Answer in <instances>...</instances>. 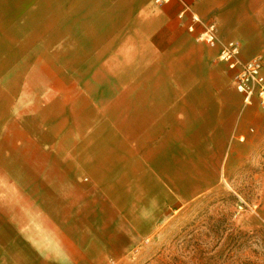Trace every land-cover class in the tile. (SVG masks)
Wrapping results in <instances>:
<instances>
[{"label": "crops", "instance_id": "1", "mask_svg": "<svg viewBox=\"0 0 264 264\" xmlns=\"http://www.w3.org/2000/svg\"><path fill=\"white\" fill-rule=\"evenodd\" d=\"M229 42L264 61V0H0V264H116L218 189L264 112L218 61Z\"/></svg>", "mask_w": 264, "mask_h": 264}, {"label": "rangeland", "instance_id": "2", "mask_svg": "<svg viewBox=\"0 0 264 264\" xmlns=\"http://www.w3.org/2000/svg\"><path fill=\"white\" fill-rule=\"evenodd\" d=\"M78 65L69 62L75 74H108L88 62ZM76 93L71 89L67 95L72 113L81 111L73 105ZM241 127L219 188L170 213L154 235L116 264H264V112L257 104L248 107Z\"/></svg>", "mask_w": 264, "mask_h": 264}, {"label": "built area", "instance_id": "3", "mask_svg": "<svg viewBox=\"0 0 264 264\" xmlns=\"http://www.w3.org/2000/svg\"><path fill=\"white\" fill-rule=\"evenodd\" d=\"M172 0H155L156 5L168 4ZM194 22L199 20L194 17ZM194 32V27L190 28ZM217 29L212 25L198 36V40L214 47L218 44ZM241 47L239 43L229 42L222 46L218 61L227 64L231 71H235L236 90L244 96L245 103L251 105L257 98L264 109V61L261 57L251 59L246 63L240 61Z\"/></svg>", "mask_w": 264, "mask_h": 264}]
</instances>
